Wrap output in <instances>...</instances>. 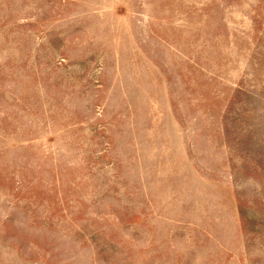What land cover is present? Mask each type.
<instances>
[{"label": "rangeland", "instance_id": "obj_1", "mask_svg": "<svg viewBox=\"0 0 264 264\" xmlns=\"http://www.w3.org/2000/svg\"><path fill=\"white\" fill-rule=\"evenodd\" d=\"M0 264H264V0H0Z\"/></svg>", "mask_w": 264, "mask_h": 264}]
</instances>
